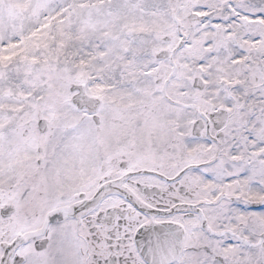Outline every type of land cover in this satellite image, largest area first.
Returning a JSON list of instances; mask_svg holds the SVG:
<instances>
[{
  "label": "snow or ice",
  "instance_id": "obj_1",
  "mask_svg": "<svg viewBox=\"0 0 264 264\" xmlns=\"http://www.w3.org/2000/svg\"><path fill=\"white\" fill-rule=\"evenodd\" d=\"M0 264H264V0H0Z\"/></svg>",
  "mask_w": 264,
  "mask_h": 264
}]
</instances>
